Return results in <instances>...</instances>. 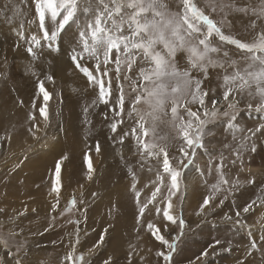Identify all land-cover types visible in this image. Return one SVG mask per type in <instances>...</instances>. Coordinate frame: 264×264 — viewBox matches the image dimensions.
Instances as JSON below:
<instances>
[{
    "label": "rangeland",
    "instance_id": "374dc122",
    "mask_svg": "<svg viewBox=\"0 0 264 264\" xmlns=\"http://www.w3.org/2000/svg\"><path fill=\"white\" fill-rule=\"evenodd\" d=\"M165 2L172 11L181 7V0ZM232 2L236 8H247L248 12L226 9L228 15L222 31L241 42L254 43L264 31V16L257 18L261 0ZM195 3L218 23L225 19L224 12L211 11L208 7L210 0H195ZM34 19L32 0H0V73H5V77L0 78V136L5 137L0 140V238L8 242L7 247L0 245V264H16L17 259L23 264H72L66 257L76 242L77 229L80 243L76 244L73 255L84 254L90 264H102L109 256L113 257L115 264H129V252H132L131 264H165L156 253L168 249L148 231L149 222L160 229V234L169 243L175 242L176 251L171 264H264V111L256 110L261 99L255 92V85L234 94L231 101L234 109L229 108V101L224 100L225 89L222 87L225 72L234 70L231 62L236 61V66L243 69L252 63L246 59L251 54L235 45L220 42L218 38L215 40L220 48L215 58L224 62V67L209 69V78L203 87L214 91L209 92L206 105L211 109L215 99L219 101L216 107L220 113L235 112L236 120L232 122L235 127L230 128L229 117L223 115L209 123L208 134L204 136L205 147L196 150L193 164L184 170L181 177L183 195L173 198L174 215L179 217L181 206L183 209L185 227L181 235L179 221L176 224L166 222L162 211L157 214L152 205L140 216L137 198L131 189L133 176L129 168L135 174L142 203L154 190L151 182L155 180L157 170L162 171V157L160 164L152 158L142 160L131 135L138 118L128 115L135 93L130 81H125L123 76L129 75L139 83V69L146 65L138 63L131 72L126 68L121 72L119 83L124 86L125 110L121 116H116L115 112L120 110L116 106L120 93L115 64L108 66L109 75L105 77L97 71L95 60L87 55L79 61L97 79L103 80L106 87L111 80L112 95L108 97V104H104L99 100V86L90 83L71 59L84 17L80 16L78 22H70L51 47L41 39L43 47L34 48L35 58L27 52L30 37L37 35L40 38L43 33L39 31L38 20L28 23ZM253 21L255 27H252ZM21 23L24 39L13 31L19 30ZM47 23L50 27V20ZM178 55L181 57L180 66H186L184 54ZM29 65L36 75L26 73ZM103 67L101 65V71ZM256 67H259L258 62ZM48 75L54 80L48 81ZM40 81L44 82L43 87L49 93L47 121L39 113V107L44 104L38 88ZM250 91L252 95H249ZM137 107L141 113L148 110L143 103ZM170 107L169 104V115L160 113L161 120L157 121L156 137L165 139H145H156L157 143L166 145L170 157L176 158L171 162L179 167L182 141L176 137L169 122ZM192 107L197 110L199 105ZM30 111L39 126L35 137L28 131L33 123L28 120ZM113 122H117L116 132L110 127ZM121 136L124 137L123 144L119 142ZM253 146L255 151L251 150ZM237 149L242 153L239 160L233 155ZM221 154L225 164L223 172L229 184L220 185L215 200L198 216L199 205L205 196L211 194V186L218 182L214 166L220 162ZM62 156L68 158L62 162L59 203L53 211L57 194L51 192L52 180L56 162ZM210 160L213 165L211 173ZM233 160H236L235 164ZM89 164L93 169L92 179L88 178ZM233 181L238 183L233 186ZM93 193H96L95 197ZM73 199L76 204L70 206L69 201ZM220 200L224 203L220 204ZM253 201V207L244 212V207ZM157 202L163 208L162 197H158ZM66 208L69 210L65 211ZM237 212H240L238 217ZM226 215L230 219L225 218ZM106 228V242L99 251L90 254L89 249ZM216 239L221 240V244L209 247ZM252 242L257 245L255 249L250 248ZM206 249L209 255L201 256Z\"/></svg>",
    "mask_w": 264,
    "mask_h": 264
},
{
    "label": "snow or ice",
    "instance_id": "6c2138e0",
    "mask_svg": "<svg viewBox=\"0 0 264 264\" xmlns=\"http://www.w3.org/2000/svg\"><path fill=\"white\" fill-rule=\"evenodd\" d=\"M32 3L35 5V19L28 21V23L32 24L35 20H38L39 31L43 33L40 38L37 35L30 37V46L27 48V52L33 58L36 55L34 48L43 47L41 39L51 47L70 22H78L80 16L84 17L83 25L78 30L77 48H73L71 59L90 83L99 86V100L104 104H108V97L112 95L110 91L111 80L108 81L106 87L103 80L97 79L79 61L87 55L89 59L95 60L97 71H100L105 77L109 75L108 66L115 64L117 88L120 93L116 101V106L120 110L115 112L116 116H121L125 110L124 86L119 83L121 72L124 68L131 72L134 65L138 63L146 65L141 66L139 69L137 76L139 83L129 75L123 76L125 81H130L132 92L135 93L128 115L130 117L135 115L138 118L135 121L136 127L132 129L131 135L136 140L137 151L142 160L152 158L160 164L162 157V171L157 170L155 180L151 182L154 185V190L151 192L150 197L142 203L140 201L141 191L137 190L135 174L129 168V173L133 176L131 189L137 198L140 216H143L146 210H150L149 205H152L157 214L162 211L163 219L166 222L176 224L178 220L182 235L185 227V220L182 215L183 209L181 206L179 217L174 215L176 206L173 198L178 194L183 195L181 177L184 170L193 164L196 150L205 147L204 136L208 134L207 125L209 123L223 115L229 117L228 126L230 128L235 127L232 123L236 120L235 112L224 111L220 113L216 107L219 101L215 99L212 100L211 109L206 105L209 92L214 91V89L206 90L203 87L204 82L209 78V69L224 67V62L215 58L216 54L220 52L215 40L218 38L220 42L235 45L237 49L251 54L246 56V59H250L252 63L240 69L236 66L237 62L232 61L234 70L231 73L225 72L223 76L222 87L225 89L223 98L225 101H229L228 107L235 108L234 103L231 102L235 93L243 92L255 85V92L261 99V103L257 105L256 110L264 111V31L258 35V39L254 43L241 42L231 35H226L222 31V25L228 15L225 10L231 8L238 12H248L247 8H236L232 0H227V2L226 0H210L208 7L212 12H224L225 19L220 23L210 18L204 10L198 7L195 0H181V7L178 11H172L165 0H32ZM261 5L258 19L260 16H264V0H261ZM255 11L253 10V12ZM49 20L51 22L50 27L47 23ZM255 26V21H253L252 27ZM13 31H16L17 35L24 39L23 23H21L19 30L13 29ZM78 48L79 50H77ZM180 53L184 54L183 58L186 60V66L184 67L180 66L181 57L178 55ZM224 56L227 57L228 53L225 52ZM257 62L259 64L258 68L256 67ZM101 65L104 66L102 71ZM5 66H7L6 60ZM28 72L36 75L31 65L26 68V73ZM194 73L200 75H194ZM4 77L5 73H0V78ZM46 79L48 81L54 80L51 75H48ZM43 83V81H40L38 85L39 93L43 95L44 100V104L39 107V113L47 121L49 117L46 106L49 93L43 87ZM249 95H252L251 91ZM141 103L147 105L148 108L144 113H141L137 107ZM169 104L171 105L169 122L176 131V137L182 141L179 148V167L171 162L176 158L170 157L167 146L156 142V139H165V137H156L157 121L161 120L160 113H163L164 116L169 115L167 110ZM193 105H199V108L193 110ZM33 107H36L35 101ZM251 107L252 105H249V108ZM149 118L151 120L150 126ZM28 120L33 122L28 131L35 137V133L39 131V126L35 123L36 117L31 111L28 114ZM120 122L122 123V121ZM110 127L112 132H116L117 122L111 123ZM125 135H128V133H125ZM146 137H156V139H145ZM7 138L10 139V136ZM3 139L5 137L0 136V140ZM119 142L124 143L123 136L119 138ZM227 147L228 145H225V148ZM241 147H244V145L242 144ZM99 150L97 144V151L99 152ZM251 150L255 151V147L253 146ZM233 155L236 160H239L242 153L237 149L234 150ZM67 158V156H62L55 165V178L52 180L51 192L57 194V202L52 205L53 211L59 203L62 162ZM87 159L86 155L85 160L87 161ZM236 160H233L232 163L235 164ZM143 166L142 163L141 167L143 168ZM214 167L219 179L216 184L211 186V194L205 196L203 202L199 205L196 212L198 216L203 214L207 206L215 200L216 193L221 190L220 185L229 184V180L223 172L225 164L222 154L220 162ZM212 168L213 165L210 160V173ZM149 171H151V168H149ZM92 172L93 169L89 164V179H92ZM248 182L252 183V181ZM237 183L238 181L232 182L233 186ZM145 187H148V185H145ZM92 195L95 197L96 193ZM158 197H162L163 208L157 202ZM223 203L224 200H220V204ZM75 204L76 200L69 201L70 206ZM253 204H255V201L246 205L243 211L248 212ZM68 210V208L65 209V211ZM236 215L238 217L240 212H237ZM140 216L137 217V223L140 222ZM225 218L230 219L227 215ZM147 229L157 241L168 249L167 252L159 251L156 255L162 257L165 264H171L173 253L176 251L175 242L169 243L160 234V229L152 222L147 224ZM164 230H167V224L164 225ZM107 232L108 229L106 228L100 233L96 244L89 249L90 254L99 251L103 246L106 242ZM85 235H87V232H85ZM76 237V242L72 245V252L67 255L66 259L72 264H90L89 261L85 260L84 254L73 255L76 244L80 243L79 229H77ZM220 244L221 240L216 239L209 247L215 248ZM0 245L7 247V240L0 238ZM256 247L255 242L250 244V248L255 249ZM128 255L129 264H131L132 252H129ZM208 255L207 249L201 253L203 257ZM16 264H23V262L17 259ZM102 264H115V261L112 256H109L102 261Z\"/></svg>",
    "mask_w": 264,
    "mask_h": 264
},
{
    "label": "bare ground",
    "instance_id": "6f19581e",
    "mask_svg": "<svg viewBox=\"0 0 264 264\" xmlns=\"http://www.w3.org/2000/svg\"><path fill=\"white\" fill-rule=\"evenodd\" d=\"M245 1H247V0H245Z\"/></svg>",
    "mask_w": 264,
    "mask_h": 264
}]
</instances>
